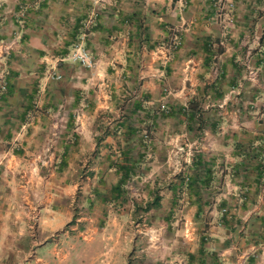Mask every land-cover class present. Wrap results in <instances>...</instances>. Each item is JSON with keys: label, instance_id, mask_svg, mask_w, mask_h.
Masks as SVG:
<instances>
[{"label": "crops", "instance_id": "crops-1", "mask_svg": "<svg viewBox=\"0 0 264 264\" xmlns=\"http://www.w3.org/2000/svg\"><path fill=\"white\" fill-rule=\"evenodd\" d=\"M12 40L0 219L39 225H0L1 262L264 264V0H0Z\"/></svg>", "mask_w": 264, "mask_h": 264}, {"label": "rangeland", "instance_id": "rangeland-1", "mask_svg": "<svg viewBox=\"0 0 264 264\" xmlns=\"http://www.w3.org/2000/svg\"><path fill=\"white\" fill-rule=\"evenodd\" d=\"M15 43H14V40L12 41H4V42H1L0 41V58L3 56V54H5L6 52V49H12L14 47ZM0 78L3 79V74L0 73ZM141 208V207H140ZM139 208H137L138 210ZM36 210V209H35ZM36 213V215H35ZM7 215H4L3 218L0 219V225H10V226H13L15 227V229L17 230L19 228L22 229L23 231H25L26 233H19V234H16V236H19L20 237H31V234L29 235V231L33 230V231H36V229L38 228V225H39V215L36 212H34L33 215H26V212L25 213H22V212H19V213H6ZM135 222L138 224V221H142L143 224H148L149 225H152V223H150V219L149 220H146L144 221V218H137V219H134ZM133 225V224H131ZM136 235H141V237L143 238H139V242L141 243H145L147 241H149V236L147 235H144V234H135L134 232H132V240H135V236ZM0 236H3V235H0ZM167 240H170V236L168 238V236L164 237V242L166 243ZM0 241H3L2 238H0ZM2 250V249H1ZM0 250V252H1ZM4 251V250H3ZM151 253H153L151 251ZM23 257H25V259L23 260L22 258H20L19 260V264H34L31 262V250H28L27 253L23 254L22 255ZM5 260L3 262L0 261V264H10V263H7L8 262V258H4ZM56 260V258L54 259ZM7 261V262H6ZM52 264H55L53 261H52ZM61 264H71V262H66L65 260L63 262H61ZM76 264V263H75Z\"/></svg>", "mask_w": 264, "mask_h": 264}, {"label": "built area", "instance_id": "built-area-1", "mask_svg": "<svg viewBox=\"0 0 264 264\" xmlns=\"http://www.w3.org/2000/svg\"><path fill=\"white\" fill-rule=\"evenodd\" d=\"M95 4L100 3V2H104L105 0H92ZM234 5L232 2L229 3V8H233ZM225 8L220 7L219 11H218V15H222L223 11ZM85 35L83 34L82 37L77 40L72 49L70 50V52L68 53L66 59L72 63H78L84 67L87 68H91L93 66V61H92V57L89 53V51L87 50L86 46H85ZM157 48L159 49H164L167 53V56L170 55L172 52L176 51L178 49L179 46V42L177 41L176 35L174 32L171 33V35L169 36L168 39H166V41H162L157 43ZM11 50L6 49V51ZM251 77L253 78V73L250 71ZM47 77H50V75H48ZM56 78H60L59 76ZM6 84L4 83L3 79L0 78V93H3L6 90ZM238 92L239 89H238Z\"/></svg>", "mask_w": 264, "mask_h": 264}, {"label": "trees", "instance_id": "trees-1", "mask_svg": "<svg viewBox=\"0 0 264 264\" xmlns=\"http://www.w3.org/2000/svg\"><path fill=\"white\" fill-rule=\"evenodd\" d=\"M175 52V51H174ZM123 172V176L121 177L120 181H119V184L117 185L116 187V191L118 192H122L123 190V185H124V179L126 178V174H127V171H122ZM159 207V198L158 197H155L153 199V201H151L150 203H147V206H146V210H149L150 208H157Z\"/></svg>", "mask_w": 264, "mask_h": 264}]
</instances>
